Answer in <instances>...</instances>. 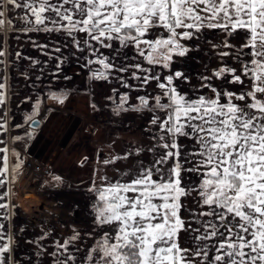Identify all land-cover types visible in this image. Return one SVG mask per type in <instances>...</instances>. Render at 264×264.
<instances>
[{
	"label": "snow or ice",
	"instance_id": "6c2138e0",
	"mask_svg": "<svg viewBox=\"0 0 264 264\" xmlns=\"http://www.w3.org/2000/svg\"><path fill=\"white\" fill-rule=\"evenodd\" d=\"M12 14L19 32L49 37L32 43L45 63H55L52 76L74 81L60 75L74 58L86 83L114 81L119 87L106 98L113 113H151L146 131L155 142L150 166L90 181V230L73 228L51 251L30 241L37 256L51 264H264V0H0V40L14 29ZM205 33L223 39L208 41L215 57L206 53L193 82L185 68ZM15 56L33 67L41 63L19 51ZM7 63L8 50L0 45V136L23 127L6 111ZM49 98L63 104L67 93ZM40 105L39 99L32 104L24 124L40 126ZM0 145L3 188L24 162L6 140ZM6 195L0 192V210L14 207ZM16 246L14 232L0 224V264H24Z\"/></svg>",
	"mask_w": 264,
	"mask_h": 264
},
{
	"label": "crops",
	"instance_id": "0c3cea01",
	"mask_svg": "<svg viewBox=\"0 0 264 264\" xmlns=\"http://www.w3.org/2000/svg\"><path fill=\"white\" fill-rule=\"evenodd\" d=\"M10 18L14 21V29L8 32V36H6L8 66L5 72L8 75L7 82L10 85L9 102L6 105V109L8 107V112L11 113V116H15V113L17 115L16 118L12 119V124L22 125V116L19 111L28 109L37 99L42 102L43 108H57L59 105V103L49 98L50 95L46 88L55 78L51 75L55 70V63L52 61L45 63L47 57L32 43V41H35L36 44L46 43L49 37L36 33L24 35L16 30L21 25L15 24V14H12ZM2 35L4 38L0 40V45L3 46L5 36L4 34ZM205 36L207 40L202 38L198 42L200 51L190 54L192 59L187 61V67L185 68V71H188L192 76L193 82L204 71V64L208 59L206 53H211L215 57V53L212 52L208 41L219 43L223 39L222 35H213L211 33H205ZM190 43L195 44L197 42L193 41ZM18 51L22 52L24 57L30 56L41 61L40 65L33 67L27 59L17 61L15 53ZM63 54L67 56L68 50L65 49ZM216 65L217 61L213 58L212 67H216ZM63 70L67 75H74L80 87L89 85L86 91L77 95V100L74 103V108L76 109L77 107L83 109L86 105H89L87 111L81 112L83 123L77 125L74 134L66 143L69 146L71 139L75 138L81 144L77 150L79 156L83 151V146L86 144V137L89 135L96 138L99 133H104L108 142L117 139L120 147L128 151L137 148L141 136L151 137L150 133L146 131L151 113L130 111L118 116L113 113L112 108L114 105L106 98L111 95L112 88L119 87L118 84L114 81L108 83H86L84 75H76L84 70L74 62V58L69 59L64 64ZM210 71L211 69H209ZM22 73H25L27 78H24L21 75ZM37 76H40L41 79H36ZM120 91H124V89H120ZM148 91H151V88ZM139 94L143 95L144 93L140 92ZM136 95L137 93L134 91L132 93L133 102H135L134 98ZM25 98H30L28 103H24ZM93 104L96 105L95 109L92 107ZM15 131L19 132L15 127H11L8 131V147L19 152L24 150L26 145L23 142L24 139L15 144L11 142L12 138L16 136ZM21 136H24V134H21ZM77 145L75 143L71 147L73 154L76 153ZM153 156L156 159L154 153ZM88 175L85 173L84 179L75 180V178L80 177L76 175L75 169L67 171V173L55 170L52 177L60 176L62 178L61 182L56 183L51 178L49 182L43 184L38 190L34 199L24 202L27 196L22 198L23 204L17 197L18 193L10 190L9 186L0 188V192L8 193L4 202L7 201L9 205L14 206L12 219L0 218V224H4L9 230L14 232L17 239L16 255L19 261H23L24 264H51L50 257L46 255L37 256L39 252L37 244L30 243V241L38 242L51 251L53 242L58 239L62 242V238L70 235L73 228L81 232L90 230L91 219L87 215L86 208L89 200L85 190L91 181V177ZM54 186H57V189L51 190ZM64 186L66 187L65 189L62 188ZM38 201H43V205L35 210L34 206L37 205ZM3 215L4 213L0 210V217ZM22 228L24 229L23 232H21ZM46 232L48 234L47 238L40 239Z\"/></svg>",
	"mask_w": 264,
	"mask_h": 264
},
{
	"label": "flooded vegetation",
	"instance_id": "af4514ba",
	"mask_svg": "<svg viewBox=\"0 0 264 264\" xmlns=\"http://www.w3.org/2000/svg\"><path fill=\"white\" fill-rule=\"evenodd\" d=\"M6 33H3L5 36V40L3 41V47L6 48L7 46V40H6V36H8ZM7 49V48H6ZM8 66V63H7ZM7 66L4 68V71L7 70ZM64 70L61 71L60 75L61 77L64 75ZM69 76H73L74 75H69ZM51 87V89L49 88ZM89 85H86L85 87H80L77 82H76V77L74 79V81L72 82H68V81H63L62 79L57 80L56 78H54L52 80V82L47 85V91L48 93L50 91H54V92H61V91H65V93H67V99L65 100V102L63 104H59L57 107L60 108H66V106H68V102L71 101L73 102V105H75V101L77 100V95L83 93L84 91H86L88 89ZM50 95V93H49ZM42 103V102H41ZM89 105H86L83 109H79L80 111L77 113V116H70L67 120L64 121L65 124H68L70 122V119H72V125L70 127H67L64 131H65V135L64 140L62 141L61 145L62 147H64L66 145V143L69 141L70 137L74 134L77 125H79V123L81 122V120L83 121V115H82V111H87ZM41 107V115L36 117L37 119H39L41 121V125L38 129H32L30 128L27 124H24L23 121V117L27 116L32 109V106L29 107L26 110H22L19 111V114L22 116V125L23 127L19 128V132H15V134L17 135H21L24 134V144L26 145L24 150L19 151L18 153L20 154V158L23 160V154L22 152L29 150V148H32V146L35 144L39 143V134H44L45 130L48 128V123L50 122V119L53 118V114H56V111L54 108L51 107H45L43 108V105H40ZM78 108V107H77ZM6 111H8V107L6 109ZM65 114L61 113L60 117H63ZM48 116L49 118L45 121V117ZM58 116V115H57ZM17 115L15 113V116H10V119H14L16 118ZM59 122L60 120H58V123L55 124V127L59 126ZM87 124V123H86ZM21 132V133H20ZM31 133V140L29 139L28 136L25 135V133ZM94 132V131H93ZM92 132V133H93ZM61 134V132H60ZM34 135V137H33ZM87 138V137H86ZM0 139H4L8 142V133L4 136H0ZM30 140V141H29ZM36 141V142H35ZM56 142V140H54ZM86 144L83 146V151H82V155H80L78 160V165L81 167V170L86 173L89 174L88 176H106L109 179H120L122 177H126L128 174H131L132 172H134L136 169L140 168V167H148L152 164V162L155 160L153 153L151 151H149L150 147L154 144V141L152 140V138L150 136H141L139 138V143L136 149H140L139 155L136 154V149L132 150L133 155L131 156L130 159L128 160H119L114 164H109V165H105L103 163V161L105 159H111L115 156H120L123 157L127 152H129L128 150H124L122 149V147H120V143L117 139H114L110 142H108L106 140V136L104 133H99L96 138H93V136H91L90 138L85 140ZM2 146V145H0ZM85 158H87L85 160ZM92 178V177H91ZM92 180V179H91ZM9 186L10 190H12L13 192H15V188L12 185H9V183L7 184V187ZM57 189V186L56 188ZM54 188H52L51 190H55ZM39 190V189H38ZM37 191H35L34 193H30L27 195V199L24 201H30L32 199L35 198ZM6 203H8L7 201H5ZM43 205V201H38L37 205L34 206L35 210L38 209L39 207H41ZM13 207H10L7 211L5 210H1L2 213H4L3 216H6L7 218H2V219H12V214H14V212L12 211Z\"/></svg>",
	"mask_w": 264,
	"mask_h": 264
},
{
	"label": "rangeland",
	"instance_id": "374dc122",
	"mask_svg": "<svg viewBox=\"0 0 264 264\" xmlns=\"http://www.w3.org/2000/svg\"><path fill=\"white\" fill-rule=\"evenodd\" d=\"M80 103V102H78ZM68 106H66V108H54L56 111V114H53V118L50 119V122L48 123V128L45 130L44 134H39V143L35 144L32 146L31 150H32V154L37 153L40 158L43 159V162H47L49 164H51L53 166L54 172L55 170L60 171L62 173L67 171H73L74 169L76 170V175H79L80 177L75 178V180L78 179H84L85 177V173L81 170V167L78 165V157H80L78 155V148L79 146H81L80 143H78V141L75 138L71 139V142L68 145H66L65 147L60 146L62 141L64 140V133H65V129L67 127H70L72 125V119H70V122L68 124H65L64 121L67 120L70 116H77L79 110V107L76 109L74 108L73 102L69 101ZM80 106V105H78ZM65 114L63 117H60V114ZM58 115V116H57ZM79 116V115H78ZM49 117L46 116L45 117V121L48 119ZM58 120H60L59 122V126L55 127V124L58 123ZM80 123H83V121L81 120ZM79 123V124H80ZM18 132V131H15ZM61 132V134H60ZM17 135V134H16ZM92 135H89L86 139L90 138ZM34 137V135H33ZM31 139V138H29ZM56 140V142L54 141ZM36 142V141H35ZM77 143V147H76V153L73 154L72 152V145ZM82 155V154H81ZM74 173V172H73ZM87 176V175H86ZM93 179L94 177L98 180L99 176H91ZM90 183V182H89ZM89 183L86 187L85 190H87ZM31 183L28 182V180H23L22 184L20 185V187H18V198L20 199L21 203H22V193L24 195V193H28L29 192V186ZM62 188H66L65 186ZM23 204V203H22Z\"/></svg>",
	"mask_w": 264,
	"mask_h": 264
},
{
	"label": "built area",
	"instance_id": "2783aa9c",
	"mask_svg": "<svg viewBox=\"0 0 264 264\" xmlns=\"http://www.w3.org/2000/svg\"><path fill=\"white\" fill-rule=\"evenodd\" d=\"M23 154V166L20 169L19 174L16 176V179L12 182H9V185H12L15 188V193H18V187L22 184L23 180H28L30 184L29 192L24 193L25 197L34 193L40 189L43 184L50 181L52 174L54 172L53 166L47 162H43V159L37 153L32 154L31 148L29 150L22 152ZM54 189L56 186L53 187ZM23 195V193H22ZM23 195V196H24Z\"/></svg>",
	"mask_w": 264,
	"mask_h": 264
},
{
	"label": "water",
	"instance_id": "95a60500",
	"mask_svg": "<svg viewBox=\"0 0 264 264\" xmlns=\"http://www.w3.org/2000/svg\"><path fill=\"white\" fill-rule=\"evenodd\" d=\"M50 89H51V87H49ZM54 91H50L49 93H50V96H51V94L53 93ZM63 92H66V90L65 91H63ZM55 93H57V92H55ZM37 119V118H36ZM37 121L39 122V124L41 125V121L39 120V119H37ZM40 127V126H39ZM38 127V128H39ZM30 128H32V127H30ZM38 128H32V129H38Z\"/></svg>",
	"mask_w": 264,
	"mask_h": 264
},
{
	"label": "trees",
	"instance_id": "16d2710c",
	"mask_svg": "<svg viewBox=\"0 0 264 264\" xmlns=\"http://www.w3.org/2000/svg\"><path fill=\"white\" fill-rule=\"evenodd\" d=\"M31 138H32V137H31ZM30 140H31V139H30ZM30 140H29V141H30ZM19 172H20V171H19ZM19 172L16 174V176L19 174Z\"/></svg>",
	"mask_w": 264,
	"mask_h": 264
},
{
	"label": "bare ground",
	"instance_id": "6f19581e",
	"mask_svg": "<svg viewBox=\"0 0 264 264\" xmlns=\"http://www.w3.org/2000/svg\"><path fill=\"white\" fill-rule=\"evenodd\" d=\"M22 196H23V195H22ZM24 197H25V195H24L22 198H24ZM22 198H21V199H22Z\"/></svg>",
	"mask_w": 264,
	"mask_h": 264
}]
</instances>
